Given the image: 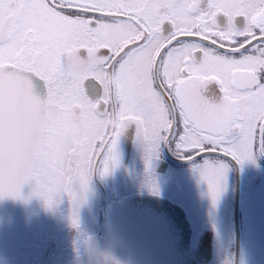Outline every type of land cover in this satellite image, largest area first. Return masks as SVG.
I'll list each match as a JSON object with an SVG mask.
<instances>
[{
	"label": "snow or ice",
	"instance_id": "1",
	"mask_svg": "<svg viewBox=\"0 0 264 264\" xmlns=\"http://www.w3.org/2000/svg\"><path fill=\"white\" fill-rule=\"evenodd\" d=\"M201 3L0 0V199L21 198L32 182L50 207L53 194L67 190L66 176L86 185L94 162L108 174L132 123L149 156L161 145L189 161L243 163L264 153V0H207L205 10ZM32 75L45 83L44 98ZM212 82L218 103L202 95ZM53 118L88 130L70 171L63 157L43 164L20 152L29 126ZM226 169L222 159L200 165L214 203Z\"/></svg>",
	"mask_w": 264,
	"mask_h": 264
},
{
	"label": "flooded vegetation",
	"instance_id": "2",
	"mask_svg": "<svg viewBox=\"0 0 264 264\" xmlns=\"http://www.w3.org/2000/svg\"><path fill=\"white\" fill-rule=\"evenodd\" d=\"M206 8L207 0H202L201 9ZM260 12L264 8L257 15ZM217 22L224 27L227 18L218 14ZM244 23L237 18L238 27ZM163 27L165 33L171 29L167 23ZM30 79L34 93L44 98L45 83L34 75ZM202 95L218 103L222 93L212 82ZM36 124L37 138L29 160L47 164L63 157V167L70 171L73 153L85 141L87 128L65 118L37 120ZM117 153L118 163L106 175L101 176L102 164L94 162L86 185L74 173L66 176L67 190L55 192L50 207L33 195L32 182L22 187L21 198L0 199V264H69L81 254L89 236L102 234L105 207L133 194L156 195L180 205L193 224V242L203 232L210 235L213 259L208 264L234 263V204H238L239 264H264V153L243 163L214 155L189 161L161 145L149 156L137 137L135 123L119 137ZM204 159H222L227 165L215 203L200 176ZM73 217L78 227L73 226Z\"/></svg>",
	"mask_w": 264,
	"mask_h": 264
},
{
	"label": "water",
	"instance_id": "3",
	"mask_svg": "<svg viewBox=\"0 0 264 264\" xmlns=\"http://www.w3.org/2000/svg\"><path fill=\"white\" fill-rule=\"evenodd\" d=\"M33 122L20 146L30 159L37 138ZM238 204H234L235 254L239 264ZM194 228L187 212L169 199L133 194L105 207L102 234L89 236L81 254L69 264H208L213 259L208 232L193 242Z\"/></svg>",
	"mask_w": 264,
	"mask_h": 264
}]
</instances>
